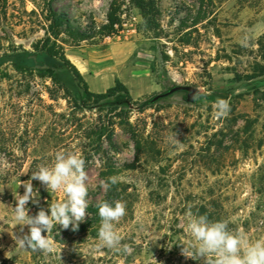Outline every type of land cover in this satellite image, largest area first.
Masks as SVG:
<instances>
[{"label":"rangeland","instance_id":"rangeland-1","mask_svg":"<svg viewBox=\"0 0 264 264\" xmlns=\"http://www.w3.org/2000/svg\"><path fill=\"white\" fill-rule=\"evenodd\" d=\"M111 1L0 0V264H204L181 251L195 243L186 225L199 215L226 221L249 242L264 240V85L256 84L264 80V0H144L151 3L145 14L121 0L117 35L76 45L64 30L57 42L71 63V51L83 46L90 66H120L114 81L127 87L129 107L82 91L74 103L38 72L41 63L15 69L22 50L35 60L50 6L84 30L107 23ZM88 79L92 93L114 85ZM175 85L197 88L194 101L183 91L154 100ZM220 98L230 103L225 117L215 114ZM57 151L85 160V221L107 193L101 182L115 178L126 204L115 227L130 255L98 249L101 221L85 232L57 225L43 233L54 242L52 253L16 246L14 234L29 229L15 226L13 191L22 195L20 181L54 163ZM32 183L40 195L38 205L28 203L29 215L40 208L50 214L49 204L66 198Z\"/></svg>","mask_w":264,"mask_h":264},{"label":"clouds","instance_id":"clouds-1","mask_svg":"<svg viewBox=\"0 0 264 264\" xmlns=\"http://www.w3.org/2000/svg\"><path fill=\"white\" fill-rule=\"evenodd\" d=\"M247 38L241 41L246 46ZM195 98V96H194ZM217 117H225L230 112L227 99H217L214 104ZM176 133L171 137L173 143H179ZM33 180L39 181L49 192L62 191L65 199L49 204V212L40 208L35 215H29V202L39 204V190H34ZM88 175L85 171V160L75 152L57 151L54 163L40 165L36 172L31 173L28 181L21 182L25 189L21 195L16 190L13 196L16 200L12 208L15 226L20 225L23 233L24 226H28V233L22 236L14 234L16 246L33 252L52 253L54 242L48 235L54 227L59 225L67 230L71 226L78 230L79 224L86 219ZM117 181H102L101 187L109 189ZM101 218L98 230V249H115L126 255L132 253L129 245L121 246V236L116 231L118 223L126 215V204L120 200L103 201L96 205ZM186 231L191 234L195 243L190 247H182V254L186 258L200 260L204 264H264V240L249 242L242 232L234 233L229 229L226 221H210L206 215L190 216ZM190 248L192 250H190Z\"/></svg>","mask_w":264,"mask_h":264},{"label":"trees","instance_id":"trees-1","mask_svg":"<svg viewBox=\"0 0 264 264\" xmlns=\"http://www.w3.org/2000/svg\"><path fill=\"white\" fill-rule=\"evenodd\" d=\"M54 1V0H50ZM121 0H112L107 13V23L95 27L91 26L84 30L72 26L66 19L65 14L58 13L54 11L51 6L49 7V18L50 21L48 30L45 32L46 38L41 42V46L38 48L35 60L27 56L26 51H21L16 54L13 59L15 69L18 71H28L31 70L34 63H41L42 66L38 68V72L50 77L54 82L59 83L61 90L67 94L69 99L74 103H77V98L81 97V91L84 93L86 99H113L115 104L130 106L132 99L127 87L118 79H115L114 85L109 87L104 93H92L88 90L86 82L83 80L82 75L75 67L74 64L66 57L64 53V48L61 44H58V37L65 30L71 36L72 40L78 42L86 41L92 39L96 36L106 37L117 35L121 29V24L116 13L118 11V5ZM134 6L140 9L144 14L146 10L148 13L151 11V3H145L144 0H130ZM152 1V0H148ZM262 51L261 59L263 64L260 65V73L264 75V44L260 46ZM1 62V59H0ZM257 85H264V80H257ZM82 87V89L80 88ZM138 153V146H136V154ZM110 181V179L106 180ZM107 193L104 199L101 201L113 202L119 200V192L116 183L106 190ZM92 218H88L77 230L80 232H85L89 228L93 227L96 223L101 221L98 215L97 207L90 210Z\"/></svg>","mask_w":264,"mask_h":264},{"label":"crops","instance_id":"crops-1","mask_svg":"<svg viewBox=\"0 0 264 264\" xmlns=\"http://www.w3.org/2000/svg\"><path fill=\"white\" fill-rule=\"evenodd\" d=\"M85 50L86 48L81 46L78 49L71 51L70 57L72 63L88 83L89 87H91L88 79L89 77L93 78L94 82L98 85H104L108 78L112 79V83L114 82V77L120 78L117 74V70L120 66H100V64H95L96 66H90L83 52Z\"/></svg>","mask_w":264,"mask_h":264},{"label":"water","instance_id":"water-1","mask_svg":"<svg viewBox=\"0 0 264 264\" xmlns=\"http://www.w3.org/2000/svg\"><path fill=\"white\" fill-rule=\"evenodd\" d=\"M178 91H183L186 93V101L188 103H192L194 101V96L198 93V89L193 87V86L175 85V86H172L171 88H169V90H167L166 92L155 96L154 100H156L160 97L167 96V95L172 94L174 92H178Z\"/></svg>","mask_w":264,"mask_h":264}]
</instances>
